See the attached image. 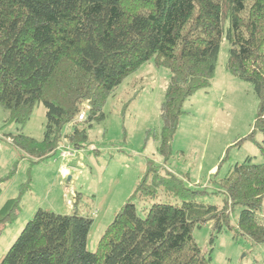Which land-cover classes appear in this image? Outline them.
Returning a JSON list of instances; mask_svg holds the SVG:
<instances>
[{"label":"trees","instance_id":"trees-1","mask_svg":"<svg viewBox=\"0 0 264 264\" xmlns=\"http://www.w3.org/2000/svg\"><path fill=\"white\" fill-rule=\"evenodd\" d=\"M223 38L227 70L249 81L258 97L255 127L264 155V0H0V104L7 121L21 126L39 102L46 116L40 142L13 141L42 160L57 152L70 125L65 137L80 147L86 133L73 122L77 115L84 112L80 122L87 125L102 119L121 80L158 55L169 70L158 146L166 159L183 103L210 85ZM217 183L213 191L187 186L148 160L94 250L87 244L89 213L75 204L66 213L39 207L0 264H210L193 237L207 222L212 237L229 229L264 244V162L246 156ZM209 194L221 195L222 203L204 202ZM18 208L12 199L0 224Z\"/></svg>","mask_w":264,"mask_h":264},{"label":"rangeland","instance_id":"rangeland-1","mask_svg":"<svg viewBox=\"0 0 264 264\" xmlns=\"http://www.w3.org/2000/svg\"><path fill=\"white\" fill-rule=\"evenodd\" d=\"M227 49L223 38L216 47L210 85L184 101L166 159L158 146L169 70L158 55L121 80L102 106V119L90 125L78 123L85 127L86 138L80 147L68 141L73 153L63 158L59 148L37 160L13 141L15 137L43 139L46 116L42 102L34 106L23 126L7 121L8 112L0 104V215L12 199L19 203L15 215L8 209L0 224V260L39 207L66 213L75 204L79 212L89 213L93 222L87 244L94 250L116 212L132 196L148 160L162 171L175 172L185 185L208 191L218 187L217 180L236 161L251 156L254 162H264L258 149L261 134L255 127L259 100L249 81L227 70ZM66 163L78 167L75 174H68L70 178L62 176L60 166ZM132 198L138 207L143 206L136 195ZM203 201L221 204L222 196L209 194ZM212 235V222L193 230L202 252L210 255V264H264V244H252L229 229Z\"/></svg>","mask_w":264,"mask_h":264},{"label":"built area","instance_id":"built-area-1","mask_svg":"<svg viewBox=\"0 0 264 264\" xmlns=\"http://www.w3.org/2000/svg\"><path fill=\"white\" fill-rule=\"evenodd\" d=\"M85 118V114L84 112H80L77 117L73 120V122H80L82 120H84ZM70 125L66 126L65 129H68ZM67 132L63 131V135H62V141H63V144H60L58 149L61 148V152H60V155L63 157L65 156H68L70 154L73 153V151H71L70 149H68V140L67 138L65 137V134Z\"/></svg>","mask_w":264,"mask_h":264},{"label":"crops","instance_id":"crops-1","mask_svg":"<svg viewBox=\"0 0 264 264\" xmlns=\"http://www.w3.org/2000/svg\"><path fill=\"white\" fill-rule=\"evenodd\" d=\"M61 172H62V176L63 177H67L68 174H75L74 172L76 171V169L78 168L75 164L73 163H66V164H62L61 166ZM68 178H70V176H68ZM74 193H72L73 195ZM66 196V200H69ZM72 200V199H71Z\"/></svg>","mask_w":264,"mask_h":264}]
</instances>
